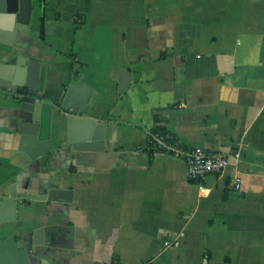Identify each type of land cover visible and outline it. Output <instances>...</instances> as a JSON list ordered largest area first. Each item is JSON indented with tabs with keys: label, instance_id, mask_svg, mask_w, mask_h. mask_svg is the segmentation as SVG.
Wrapping results in <instances>:
<instances>
[{
	"label": "crops",
	"instance_id": "crops-1",
	"mask_svg": "<svg viewBox=\"0 0 264 264\" xmlns=\"http://www.w3.org/2000/svg\"><path fill=\"white\" fill-rule=\"evenodd\" d=\"M32 6L43 99L57 105L72 79L89 84L88 115L111 125L112 139L76 152L53 122L54 150L30 161L10 136L14 95L0 88V196L18 202L0 239L33 242L52 264H264V0ZM119 69L133 77L122 93ZM157 126L239 160L199 192L180 157L151 147ZM48 187L73 189V203L50 204Z\"/></svg>",
	"mask_w": 264,
	"mask_h": 264
},
{
	"label": "water",
	"instance_id": "water-1",
	"mask_svg": "<svg viewBox=\"0 0 264 264\" xmlns=\"http://www.w3.org/2000/svg\"><path fill=\"white\" fill-rule=\"evenodd\" d=\"M32 10V0H0V44L9 47L0 53V88L14 95L6 112L15 150L30 161L51 153L54 144L50 127L55 122L57 140L64 132L73 151H104L106 142L112 139L113 127L88 115L94 101L93 87L72 79L59 104L43 99L46 64L37 59L36 37L31 31ZM132 78L130 71L119 69L118 93L127 88ZM45 198L52 205H70L74 190L48 187ZM17 212L16 199L0 196V224L16 220ZM36 246L33 242L21 245L14 236L1 238L0 264H52L33 248Z\"/></svg>",
	"mask_w": 264,
	"mask_h": 264
},
{
	"label": "built area",
	"instance_id": "built-area-1",
	"mask_svg": "<svg viewBox=\"0 0 264 264\" xmlns=\"http://www.w3.org/2000/svg\"><path fill=\"white\" fill-rule=\"evenodd\" d=\"M149 139L153 146L162 152L180 157L185 164L187 178L197 183L208 174H221L230 163V160L236 162L240 157V153L237 150L228 154L199 147H185L178 141L170 142L167 135L158 132H150ZM230 185L233 189L238 190L240 188L239 177L233 176L230 180ZM198 190L199 192H204L205 188L199 183ZM164 244L168 245L169 243L165 242Z\"/></svg>",
	"mask_w": 264,
	"mask_h": 264
},
{
	"label": "trees",
	"instance_id": "trees-1",
	"mask_svg": "<svg viewBox=\"0 0 264 264\" xmlns=\"http://www.w3.org/2000/svg\"><path fill=\"white\" fill-rule=\"evenodd\" d=\"M151 132L152 133H157L158 132L160 134L167 135V137H168V139H169L170 142H176L177 141L176 138H174L171 133H169L165 129L161 128L160 126H157V127L153 128V130ZM149 143H150V145H151V147L153 149H155L158 152H162L161 150H159L158 148H156V147L153 146V144H152V142H151L150 139H149Z\"/></svg>",
	"mask_w": 264,
	"mask_h": 264
}]
</instances>
